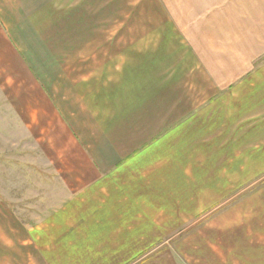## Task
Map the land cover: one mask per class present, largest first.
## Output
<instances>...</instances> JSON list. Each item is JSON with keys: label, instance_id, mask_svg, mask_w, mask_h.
Listing matches in <instances>:
<instances>
[{"label": "crops", "instance_id": "obj_1", "mask_svg": "<svg viewBox=\"0 0 264 264\" xmlns=\"http://www.w3.org/2000/svg\"><path fill=\"white\" fill-rule=\"evenodd\" d=\"M263 57L264 0H0V154L38 182L13 264H118L117 224L196 190L197 136L244 141Z\"/></svg>", "mask_w": 264, "mask_h": 264}, {"label": "rangeland", "instance_id": "obj_2", "mask_svg": "<svg viewBox=\"0 0 264 264\" xmlns=\"http://www.w3.org/2000/svg\"><path fill=\"white\" fill-rule=\"evenodd\" d=\"M257 99L258 112L245 122L244 141L235 148L230 145L228 153H224V145L215 144L217 130L207 137L197 136L188 146L189 164L193 162V166L196 162L197 165V184L196 190L190 192L181 186L183 202L156 211L158 223L116 225L114 242L119 255L112 257V262L264 264L263 79L261 97ZM203 118L204 113L198 120ZM12 157V154H0V230H4L0 232V264L16 262V231L13 230L16 201L21 198L22 202H28L30 196L28 192L16 193V185L38 183L37 178L29 180L20 170L28 168H16ZM199 174L207 175L206 179L203 181L204 177L200 178ZM68 195L63 197L64 202Z\"/></svg>", "mask_w": 264, "mask_h": 264}]
</instances>
